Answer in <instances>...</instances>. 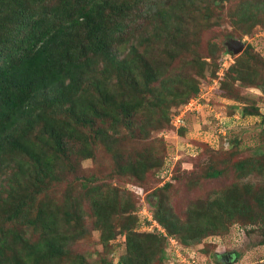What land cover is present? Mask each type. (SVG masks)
Instances as JSON below:
<instances>
[{"label":"trees","instance_id":"16d2710c","mask_svg":"<svg viewBox=\"0 0 264 264\" xmlns=\"http://www.w3.org/2000/svg\"><path fill=\"white\" fill-rule=\"evenodd\" d=\"M219 1L0 0V264H91L70 247L89 233L87 216L104 244L126 237L118 264L165 260L174 237L190 246L237 219L263 222L264 151L240 155V134L226 152L211 149L198 173L218 179L231 172L235 179L192 202L185 220L166 205L170 182L148 194L163 232L137 229L133 202L107 181L129 175L128 189L140 198L149 171L170 174L163 145L161 155L156 144L127 153L123 142L165 128L199 94L208 60L217 57L193 50L201 24L210 23V15L201 24L195 15ZM214 63L211 78L219 75L222 95L244 103L240 115L261 114L234 88L240 80L254 83L256 68L231 64L220 76V61ZM99 144L116 160L104 180L79 173ZM220 255L212 254L214 264H225Z\"/></svg>","mask_w":264,"mask_h":264},{"label":"rangeland","instance_id":"374dc122","mask_svg":"<svg viewBox=\"0 0 264 264\" xmlns=\"http://www.w3.org/2000/svg\"><path fill=\"white\" fill-rule=\"evenodd\" d=\"M218 3L216 5L211 2L207 10L199 11L200 14L195 15L200 24L201 20L202 23L208 21L205 17L202 18L205 13L210 15V23L207 26L201 24V29L197 31L196 36L199 43L194 45L193 50L202 48L204 54L209 50L217 57L208 60L205 76L200 77V92L190 99L198 100L195 97L200 96L204 98L202 105L186 109L189 100L185 105L177 108V115L183 116L181 126L167 123L164 125L165 128L154 131L149 138L128 137L123 142L127 153L141 151L145 147L156 144L161 155L163 145L165 147L164 167L171 168L170 174L164 175L161 172L158 175L159 172L156 169L149 171L150 173L148 172L142 181L144 191L140 190L139 198L128 189L132 180L129 175H117L113 179L110 178L109 172L114 171L116 160L112 152L103 148V144H99L96 149V159H86L81 163L80 174H96L101 180L109 176L107 181L122 189L127 199L129 198L135 206L134 212L139 218L137 226L139 230H150L154 226L163 230L153 218L155 207L149 202L148 194L166 182L171 183V186L167 188L166 205L185 220L187 209L192 202L235 179V175L231 172H227V176L222 175L218 179H205L198 176L200 164H207L208 155L213 153L211 149L219 152V155L226 152L231 138L240 134L244 140L240 145V155H254L264 151V113H262L264 112V0H220ZM249 3L252 4L249 11H240L241 8L246 9L245 4ZM246 14L249 16L247 17ZM235 39L245 43L244 49L238 53H234L229 48V41ZM220 58L223 59L219 60ZM216 61H220V76L231 64L233 66L249 63L256 68L258 75L254 78V83L240 80L234 88L243 92L247 98L246 102L258 105L261 114L242 117L240 115L242 108L239 112L237 111L238 107L243 106L244 103H233L234 99L222 95L223 90L225 92V83H221L219 75L211 78ZM233 106H236V111H232ZM174 109L172 108L171 112ZM182 128L186 129L183 135L179 132ZM166 171L169 172L167 169ZM68 181L60 185V192L56 195L63 192ZM121 195L124 194L121 193ZM81 202L84 209L90 211L89 202L85 201V198H82ZM152 222L153 225L149 226ZM86 226L89 233L70 245L72 252L82 254L91 264H118L119 259L127 252L126 237L119 233L108 244H104L100 239V231L93 227L89 216L86 217ZM219 232V234L205 235L200 240L192 242L190 246L183 245L174 237L175 239L165 245V260L158 262L155 258L153 264H214L212 254L216 251L228 255L229 253L233 255L234 252L240 253L238 258L233 255L231 262V257L228 258L226 262L229 263L224 262L225 264H264V219L263 222L255 223L237 219L231 221ZM177 237L180 238V236ZM66 263L67 260L63 262V264ZM215 264L218 263L215 262Z\"/></svg>","mask_w":264,"mask_h":264},{"label":"water","instance_id":"95a60500","mask_svg":"<svg viewBox=\"0 0 264 264\" xmlns=\"http://www.w3.org/2000/svg\"><path fill=\"white\" fill-rule=\"evenodd\" d=\"M244 47H245V43L244 42L238 41L236 39L229 41V48L231 50H233L234 53H238V52L242 51L244 49ZM263 92H264V87H263ZM229 257L233 258V255L230 254V255H225L224 257L221 256V259L224 260V261H227V259ZM227 263H229V262H227Z\"/></svg>","mask_w":264,"mask_h":264},{"label":"built area","instance_id":"2783aa9c","mask_svg":"<svg viewBox=\"0 0 264 264\" xmlns=\"http://www.w3.org/2000/svg\"><path fill=\"white\" fill-rule=\"evenodd\" d=\"M195 98H197L198 100H192V101L190 100L188 102L187 106H186V109L187 108H196L198 105H200V104L202 105V99H204V98H202L200 96L199 97H195ZM182 120H183V116L182 115H177L174 124L179 126L181 124Z\"/></svg>","mask_w":264,"mask_h":264},{"label":"clouds","instance_id":"9594fccd","mask_svg":"<svg viewBox=\"0 0 264 264\" xmlns=\"http://www.w3.org/2000/svg\"><path fill=\"white\" fill-rule=\"evenodd\" d=\"M176 116H177V113H175V115L173 116V118H172V123L175 122ZM181 125H182V124H180L179 126H181ZM176 126H177V125H176ZM153 218H154V217H153ZM154 220H155V222H156L157 224H159V222H158L155 218H154ZM152 225H153V222H152L149 226H152ZM159 225H160V224H159ZM160 226L162 227L163 230H160L159 228H157V227H155V226L152 227V229H150V230H156V231L159 230V231H162V232H163L165 228H164L162 225H160ZM173 239H175V238H171V240H173ZM225 255H228V254L225 253ZM229 255H230V253H229ZM221 256H223V254H221L220 257H221ZM229 258H230V257H229ZM233 258H234V257H233Z\"/></svg>","mask_w":264,"mask_h":264},{"label":"crops","instance_id":"0c3cea01","mask_svg":"<svg viewBox=\"0 0 264 264\" xmlns=\"http://www.w3.org/2000/svg\"><path fill=\"white\" fill-rule=\"evenodd\" d=\"M229 100H230V99H229ZM232 102H233V103H237L238 101L233 100ZM238 103H239V102H238ZM232 105H236V104H232ZM241 108H242V106H239L237 112H239V111L241 110ZM235 116H236V115H235Z\"/></svg>","mask_w":264,"mask_h":264},{"label":"flooded vegetation","instance_id":"af4514ba","mask_svg":"<svg viewBox=\"0 0 264 264\" xmlns=\"http://www.w3.org/2000/svg\"><path fill=\"white\" fill-rule=\"evenodd\" d=\"M225 256V254H223V257Z\"/></svg>","mask_w":264,"mask_h":264}]
</instances>
